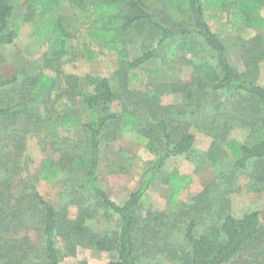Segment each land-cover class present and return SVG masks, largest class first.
Returning <instances> with one entry per match:
<instances>
[{
    "label": "trees",
    "instance_id": "obj_1",
    "mask_svg": "<svg viewBox=\"0 0 264 264\" xmlns=\"http://www.w3.org/2000/svg\"><path fill=\"white\" fill-rule=\"evenodd\" d=\"M18 2L21 0H0V50L13 44L18 36L13 25L14 4ZM62 4L78 11L86 25L87 38L103 50L123 56V46L130 36L159 37L153 49L142 50L133 61H120L121 68L133 70V78L137 77L134 69L159 58L163 47L172 43L178 52L177 61L193 66L190 82L160 83L152 91H146L147 87L131 90L127 83L132 77L119 71L120 93L108 79H96L92 92L79 101V111L57 110V104L64 98L75 99L78 88V78L63 75L60 70L66 53L64 46L71 36L62 18L56 15ZM20 7H24L25 21H34L40 34L53 40L51 52L44 53V67L54 72V76L40 73L20 84L22 99L32 95L40 100L45 119L33 113L21 98L0 102L4 145L0 153L3 168L0 241L10 230L29 227L27 220L32 219L33 212L43 236V255L35 264H60L62 256L74 257L78 247L115 254L108 264H144L151 251L173 264H264V215L261 218L262 213L252 211L235 218L229 212L230 196L241 192L243 187L249 192H264V87L255 83L259 63L264 61V37L237 39L247 72L241 74L231 65L225 45L206 18L207 12H217L227 16L233 30L264 32V0H22ZM202 53L204 58L194 63L191 58H200ZM16 78L0 79V92L10 88L15 91ZM167 90L181 95L180 104H160L157 94ZM54 92L57 94L52 99ZM118 101L125 104L120 112L114 110ZM55 115L58 121L53 123ZM195 116V121L184 123L186 118ZM20 118L24 120L22 127L18 124ZM45 122L49 125H43ZM41 126L53 129L60 126L72 131L73 137L82 136L88 151L82 150V141L72 140L78 142L75 145L79 147L78 154L69 153L75 147L68 142L58 162L45 160L37 174L17 178L25 138L30 132H38ZM127 127H137L147 138V147L156 159L139 187L123 204H117L100 185L97 172L103 141L114 139ZM237 127L246 128L254 137L243 142L229 139L230 131ZM191 128L211 136L212 142L202 160L212 167L222 166L218 170L225 173L193 196L191 203L181 210L168 209L143 220L138 213L141 202L167 161L193 151L195 135ZM114 163L117 171L113 172L126 170L119 158ZM72 166L84 169V182L71 201L78 207L75 219L68 217L66 206L56 210L35 189L37 179L54 176V168L62 171ZM240 178L245 180L243 186L239 184ZM161 182L170 188L169 203L173 206L190 178L172 171ZM14 183L22 186L19 197L12 193ZM83 193L95 205L118 217L117 232L98 234L86 225L91 209L82 205ZM149 233L151 236L145 238ZM10 243L4 255L6 263L20 264L15 252L20 250L22 241Z\"/></svg>",
    "mask_w": 264,
    "mask_h": 264
},
{
    "label": "rangeland",
    "instance_id": "obj_2",
    "mask_svg": "<svg viewBox=\"0 0 264 264\" xmlns=\"http://www.w3.org/2000/svg\"><path fill=\"white\" fill-rule=\"evenodd\" d=\"M21 4L22 0L14 4L16 14L13 19V25L17 29L18 36L13 44L4 46L0 50V79L16 76L18 81L15 91L10 88L0 92V95L3 96V99H0L2 103L6 99H22L21 95L23 93L20 84L25 79L40 73L54 76V72L48 71L44 67V53L51 52L53 40L51 37L44 38L43 34L39 32L40 29L34 25V21H25V11L24 7H20ZM56 15L62 18V23L71 35L64 46L66 53L61 60L60 70L63 75L78 78V88L74 94L76 96L75 99L64 98L57 104V110L73 111L77 109L79 111V101L84 94L92 92L93 81L96 79H108L111 87L117 93H120L121 88L119 85L121 80H119L117 73L123 71L126 76L132 77L131 72L133 71L129 68H121L120 61L122 59L133 61L141 54L142 50L153 49L159 38L151 36L148 39L130 36L123 46V57L116 52L101 49L96 43L87 38L86 25L80 20L76 9L62 4L57 7ZM206 18L212 31L225 45L231 65L237 72L241 74L247 73L240 59V46L237 39H249L255 35L264 37V32L256 29L233 30L227 16L217 12H207ZM176 53L178 52L175 49V44L171 43L163 47L159 58L142 65L138 69H134L137 77H132L131 80H128V89L143 90L147 87L146 91H152L156 88L154 85L158 86L160 83L169 85L189 83L193 66L185 64L183 61L178 62V54ZM93 55V59H90ZM199 57L191 59L194 63H198L201 58H204V54H200ZM255 83L264 87V61L259 63ZM57 93L54 92L52 99ZM157 96L160 104L164 106L176 105L181 102L179 93H170L168 90L162 94L158 93ZM22 100L26 101L28 106L33 109V113L41 114L42 118L45 119L44 106L40 100L34 99L32 95ZM124 106L123 101L115 102L114 110L120 112ZM196 119V116L190 119L186 118L184 123H191ZM57 121L58 119L55 115L52 122L56 123ZM45 123L43 125H49L47 122ZM18 124L20 127L23 126V118H20ZM191 130L195 135L193 151L185 156L174 157L167 161L166 167L159 174L158 179L150 186L141 202L138 213L143 220H146V216L158 215V213L165 212L168 209L181 210L185 204L191 203L193 196L209 186L211 181H217V177L225 173V171L218 170L222 166L212 167L202 160L203 154L207 152L212 142L211 136L198 132L193 128ZM78 136L79 138L77 136L73 137L72 131H66L60 126L56 129L51 128V126L47 128L41 126L38 132L27 134L25 149L20 159L21 173L17 178L23 179L28 173L30 175L37 174L45 160H51L54 163L58 162L62 150L65 151L68 148L66 147L68 142H70V146L75 147V150L72 149L69 153L78 154L80 151L79 147L77 149V146H75L78 142H72V140L82 141V150L88 151V145L85 144L84 138L80 135ZM228 136L229 139L240 142L246 141L248 137H254L244 127L233 128ZM2 137V134H0V153L2 152L1 145H3ZM147 145V138L137 131V127L124 128L116 134L114 139L108 138L103 141L100 149L98 179L102 188L117 204H123L149 174L156 155L149 150ZM86 158L87 156L84 160ZM118 158L126 170L113 172L117 171L114 162ZM54 170L56 172L52 178L48 180L37 179L35 189L56 210L66 206L68 217L75 219L78 207L71 201L74 192L77 191V187L84 182V169L72 166L62 171L55 168ZM1 171H3V168L0 163V176ZM172 171H176L180 176H188L190 178L189 184L180 192L177 202L173 206L169 203L171 190L161 182V179ZM238 181L243 186L245 180L240 178ZM21 189L22 186L19 184L14 185L12 189L14 197H19ZM242 189L241 192L230 196V214L235 218H241L252 211H259L262 213V218L264 215V192H249L246 191L245 187ZM88 197L86 193H83L82 198L84 199L82 201H85L82 202V205L91 209V211H88L91 217L87 219L86 225L98 234L117 232L119 229L118 217L108 210L95 205ZM31 216L32 219L27 220L28 225L30 224L29 227H19L3 234L4 240L0 241V264H7L4 255L7 248L11 245L10 241L13 240L22 241V245L18 247L20 250L15 252L17 255L16 262H20V264H35L41 260L43 255V236L40 226L37 224L38 217L36 213L32 212ZM151 234L149 233L148 237L145 238L148 239ZM181 237L179 235L177 239L180 241ZM115 257V254L105 255L89 247H78L74 257L62 256L60 264H81L82 262L85 264H108ZM148 257L144 264H173L168 260L162 259L159 255H155L153 251L148 254Z\"/></svg>",
    "mask_w": 264,
    "mask_h": 264
}]
</instances>
